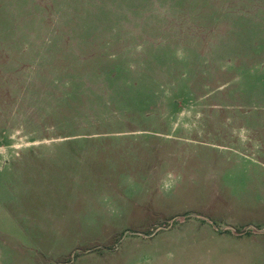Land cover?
Wrapping results in <instances>:
<instances>
[{
	"label": "rangeland",
	"instance_id": "obj_1",
	"mask_svg": "<svg viewBox=\"0 0 264 264\" xmlns=\"http://www.w3.org/2000/svg\"><path fill=\"white\" fill-rule=\"evenodd\" d=\"M0 264H264V0H0Z\"/></svg>",
	"mask_w": 264,
	"mask_h": 264
}]
</instances>
